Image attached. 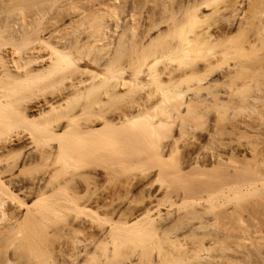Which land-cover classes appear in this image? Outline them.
<instances>
[{"label":"bare ground","instance_id":"obj_1","mask_svg":"<svg viewBox=\"0 0 264 264\" xmlns=\"http://www.w3.org/2000/svg\"><path fill=\"white\" fill-rule=\"evenodd\" d=\"M83 1L63 0L60 3L57 0H48L47 2L36 0L39 12L36 13V10L34 12L36 15H32V17L34 16V18L31 17V21L34 19L32 23L29 21L30 24H27L26 20L25 22L22 19L23 22L21 19L13 18V21L9 20L3 27H0V34L3 33V36L9 38L8 42L10 43L14 41L13 37L17 35H33L29 42L31 50L26 51L25 46L22 49L0 52V140L3 139V143L1 141L2 144H0V163L3 161L5 163L4 166L0 164V264H62L65 262L68 264L69 261L73 264H85L86 256L81 258L80 255L86 253L92 247V243L74 242L73 244L74 246L77 244L78 250L75 252L74 248L72 257L75 256L74 253H76V256L73 260L67 257L70 260L65 261L62 259L63 257L60 258L57 255L58 253L56 255L59 258L55 256L56 260L46 256L44 240L49 236H46V239L44 237L43 241L39 240L41 238L36 237L39 233L35 236L36 238L34 237L32 229L34 230L37 225H34L35 220L33 218L36 219L35 222L38 221L40 216L42 218L43 213L38 211V207L41 209L42 205L38 202L40 200L45 201L49 197L45 198L44 195L46 194L44 193L47 192L48 188H54L56 183L53 184L51 177H49L52 182L50 187V182L47 184L49 179L46 183L43 180L41 185L39 183L42 182L38 181V188L36 187L38 192L36 191L37 195L34 196L36 199L30 204H25V200L31 194L33 195L32 190L29 187V190L27 187H21V183L18 185L14 180L15 176L11 178L8 175V179V176L6 177V173L12 171L11 167L18 163L17 159L22 153H24L22 158L26 160L31 158L39 161L55 159L58 162L60 160L68 164L67 162L70 161H81L84 158H94L96 155H102L99 145L111 142L113 139V142L115 140L117 142L115 144L120 147L115 154L107 152L109 157H118L128 161H141L144 157L167 160L171 153L175 152V144L159 141L158 129L162 134H168L173 124L171 119L176 114L187 111V107L191 104L190 97H194L193 95H196L197 92L202 89L205 90L211 83L221 79L229 81L230 87L234 86L227 93L231 95L234 93L233 96H236L237 102H240L242 108L250 106L252 112H256L257 109L264 112V105H261V100L264 98V85H262L264 83L261 82L264 77V0H183V4H180L181 7L179 6L180 8L175 11L172 10L173 12L170 10L168 16L156 21H153L150 16H145L150 34L153 30L157 33L153 38L150 37L153 41H149L147 45L142 44L139 38H137L139 43L136 39L135 42H137L131 44V40L134 39L131 35V29L133 28L129 29L123 26V29H120V32L118 30L119 33H117L116 30L120 27L119 22L112 19L113 13L110 10L98 7L95 13L89 17L82 9L78 8L79 4L85 3V1L82 3ZM112 1L106 0V3L110 4ZM32 3L34 4V0H29L23 5L28 7L32 6ZM56 3L59 4H57V10L59 11L55 8ZM76 4H78L77 8L73 6ZM21 8V6L15 4L8 11L13 13ZM53 8L60 12L58 13L60 18L55 17L57 15L55 11L54 13L50 12ZM60 9L65 12V15H62L63 12L61 13ZM48 11L53 17L50 15V18L47 17V20H44L48 16ZM60 15L63 17L61 18ZM85 20L87 24L84 25L83 30L81 26L77 28L81 29L79 35L78 31H74V28L72 32L77 33V35L69 32L72 30L68 27L69 24H73L71 22L83 24ZM78 23L75 24L79 25ZM122 23L120 22V25ZM111 25H114V28H112L113 26L110 27ZM134 25L133 27H136ZM135 30L134 28L133 33ZM128 32L130 33L127 36L126 33ZM110 45L112 47L108 51ZM82 49H86V52H82ZM151 57L154 59L149 60ZM198 59L202 64L198 62ZM84 61H88L90 65L95 64L97 68L101 69L94 72L96 68L89 70L91 67L88 68L87 64H82L81 67L80 63H84ZM197 63L198 65L195 66ZM192 64L194 67L191 66ZM189 67L191 68L188 69ZM125 75L126 77L128 75V77L126 78ZM187 78L189 80L195 78V83L182 85V80L184 79L186 82L188 81ZM207 80L209 83H205ZM83 90H87L86 98L89 100L88 103L84 102L83 105V109L86 110L98 105L104 97L118 96L119 92L126 90L135 93L142 92L143 95L140 96L127 114H121L112 119L96 115L82 121L81 113L75 110V102H77V96ZM61 96H65L64 99ZM61 100H65V105H63V101L61 103ZM9 114L14 116H9ZM160 114H165V118H162ZM11 117L17 120H13ZM100 120H102L100 124L102 126L97 127V122ZM15 121L18 125L25 126L24 134L21 132L10 133ZM241 128L243 131H247L244 123ZM34 131L40 132L42 136L37 133L40 139L36 138ZM259 131L264 133V129L263 132L262 129ZM35 139L39 144L42 141L41 144L44 147L46 146L44 149L40 148L36 155L31 153L33 151L27 152V147L34 144ZM240 150L243 154L261 153L260 149L253 148L245 143L240 144ZM190 155H193V152ZM192 157L196 162L197 156ZM8 159L13 160V163H8ZM19 164L16 166H19ZM60 164L58 163L61 167ZM53 170L55 171V169ZM62 170L60 169V171ZM251 170L242 171L240 176L247 179L255 175L256 171ZM76 185L78 186V184ZM63 186L61 188L66 190V184H63ZM45 187L47 189L43 191ZM80 187L75 189L81 191ZM56 188L61 191V188L58 189V187H55L54 191ZM74 188H72V192H74ZM51 192H48V194ZM52 193L50 197H55V201H57V195H52ZM19 194L22 198H19ZM71 194H67L68 196L63 194V199L71 196ZM219 194L222 196V193ZM58 198H60L59 195ZM71 198L73 197L71 196ZM156 200L149 211L142 213L134 221L129 220L124 223L122 228H113L115 237L112 241L114 246L130 241L129 239L134 234L133 231L137 230L132 229L131 236V233H128L131 226L133 228V225L139 222L142 225V221H144V224L146 222L150 223L149 225H151L152 220L155 222L154 217L159 215L161 205L159 200ZM73 201L75 199L69 201V207H72ZM76 201H79V199L76 198ZM35 202L40 205L37 207ZM81 202H76V204L79 203L80 205ZM60 204L62 202L58 205ZM65 204L67 203L65 202ZM65 204H62L63 207ZM30 205L31 207L35 206L34 211L37 207L36 212L38 211L40 215L35 213L39 215L38 218L33 213V209L30 211ZM48 205L50 204L48 203ZM50 207L54 208V206ZM60 207L61 210L63 207ZM43 209L41 210L43 211ZM77 209L75 210L77 211ZM45 211L43 212L46 213ZM161 211H164V215L168 216V208L165 207ZM52 212L50 213L54 215ZM51 214L47 215L51 217ZM58 217L62 216L59 214ZM41 218H39V221L46 223ZM31 221L33 223L31 224L32 228L29 227L30 225L28 227L24 226ZM67 221L69 222V219ZM40 222L38 227L41 225ZM46 226L48 227L49 224H46ZM44 227L45 225L41 230L45 234L48 229ZM148 230L149 232L152 231V229ZM39 232L41 231L39 230ZM149 232L137 234L139 238L136 240L141 246L145 247V242H147L144 239L145 237H142L143 235L147 237L149 235L150 237L156 236V234L151 235V232ZM43 233L40 234L44 235ZM41 235L39 237H42ZM46 235L50 234L47 233ZM76 239L74 238L75 241ZM94 250L90 248L88 252H93V255ZM88 254L91 255V253ZM64 256L66 257V255ZM218 256L221 257V255ZM95 259L91 261L96 263L97 260ZM205 261L207 263L206 259L203 260V262ZM225 262L223 261L222 264H225ZM187 263L185 261V264ZM218 263L221 264L220 260Z\"/></svg>","mask_w":264,"mask_h":264},{"label":"rangeland","instance_id":"obj_2","mask_svg":"<svg viewBox=\"0 0 264 264\" xmlns=\"http://www.w3.org/2000/svg\"><path fill=\"white\" fill-rule=\"evenodd\" d=\"M28 1L26 0V2ZM45 1L47 2L48 0ZM62 1L57 0L60 3ZM84 1L82 2L84 4H79V7L77 6L78 4L73 6L82 9L89 17L95 13L98 7L112 11V19L117 20L120 26L118 29L116 28V32L119 33L121 31L120 29H123V26L129 29L133 28L131 29V35H133L134 39L132 38L131 44L139 38L142 44L145 43L144 45H147L149 41H153L151 38L157 34L153 32L154 30L150 34L147 28L148 21L145 16H150L153 21H156L164 16H168L172 10L175 11L183 4V0H113L110 4H107L106 0ZM165 1L167 2L165 3ZM26 2L25 0H0V27H3L9 20L13 21V18L26 20L27 22H25L28 24L34 18V16L32 17L35 14L34 12L36 10V13L39 12V8L36 6L38 5L36 0H34V4L32 3V6L37 9L32 6H24L23 3L26 4ZM15 4H18L22 8L19 11L16 10L10 13L8 10ZM27 4L29 5V3ZM57 4L56 7L54 6L56 10L59 5ZM55 8L50 10V12L54 13L55 11L57 14H54L55 17H59L58 13L60 12H57L59 10L56 11ZM60 11L61 13L63 12L61 9ZM50 12L48 11V16L44 20H47V17H53ZM83 22V24L71 22L73 24H69L68 27L72 30L69 32H72L74 28V31H78L77 33L79 35L81 29L83 30L84 25L86 26L87 24L86 20ZM120 22H124L122 23L123 25H120ZM133 25L136 27H133ZM80 26L82 28L77 29ZM110 27L114 28V25ZM134 28L136 29L134 31L135 35L133 33ZM77 33L75 34L77 35ZM129 33H126V35L128 36ZM2 34H0V52L22 49L25 46L26 51L31 50L29 42L33 35H17L13 37L14 41L10 43L8 42L9 38ZM111 47L112 45H110L108 51L111 50ZM81 51L86 52V49H82ZM152 59L154 58L151 57L149 60ZM198 62H201L200 59H198ZM82 64H87L89 66L88 68L93 67L89 70L96 68L94 72L97 69H101L97 68L95 64L90 65L88 61L81 62V67ZM191 66L194 67L193 64ZM187 80L185 82L183 79L182 85L195 83V78L192 80L187 78ZM261 82L264 83V77L261 79ZM205 83H209V81L207 80ZM230 86L229 81L221 79L215 83H211L205 90H200L196 95H193L194 97L188 96L191 98V104L187 107V111L185 110L186 112L176 114L171 119L173 120V124L170 127V132L168 134H162L160 129H158L159 141L162 143L173 142L175 144V152H172L167 160L144 157L141 161H128L127 159H120L118 157H109L107 152L115 154L120 147L115 144L117 143L115 140L113 142V139L111 142H105L99 145L103 153L102 155H96L94 158H84L81 161H70L67 162L68 164L60 160L58 162L55 159L39 161L31 158L32 160H26L22 158V154H24L22 153L20 155L22 159L19 156V159H17L18 163L16 162L17 164L20 163L19 166H16L17 164L12 166V171L7 172L6 177L10 175L11 178H14L15 176L16 178L14 180L18 185L21 183V187H27L28 190L29 188L32 190L33 195L31 194L32 196L30 195L25 200V204H30L36 199L34 196L38 192L36 189V187L38 188V181L42 182L39 183L41 185L43 184V180L46 183L49 179L47 184L50 182V187L52 184L50 180L52 178L53 184L56 183L54 188L58 187V189L61 186L63 188L65 186L63 184H66V190L61 188V191H58L56 188L54 191V188L51 187L53 189L52 191L51 188H48L50 191L47 190L44 196L45 198L49 197L45 201H37L42 205L41 209L45 208L43 211L48 208L45 211L46 213L38 207L40 204H37V202H35V205L37 204L39 210L36 207L34 211L35 206L31 207L30 205L31 208L29 207L30 211L33 209V213L36 210L39 213L42 212L43 219L41 216L39 217L40 214L38 211L36 213L39 215L35 213L36 218L39 217L43 221H46V223L40 222L38 218V221L35 222V218H33L35 221L31 219L34 221V225H37L36 228L33 225L36 229H32L34 237L38 233L36 237L41 238L39 239L40 241L46 239V236L50 237L47 238L48 241L47 239L44 240L46 244V256L54 260L58 256L60 258L63 257L62 259L65 261L70 260V258L73 260L76 256V253H74L75 256L72 257L74 248L75 252L78 250L77 244L74 246L73 243L80 241L83 244L92 243V247L90 245L88 246L93 250L95 249L93 255V252H88L90 251L89 247L86 253L84 252L80 255L81 258L86 256L87 260L85 264H94L95 261L92 262L91 260L95 258L97 264H181L182 262L185 264V261L186 263L189 262L187 264H217L219 260L221 264L223 261H226L225 264H264V133H260L259 131L262 129L263 132L264 129V112L258 109L256 112H252L250 106L242 108L240 102H237L236 96H233L234 93L232 95L227 93V91L234 87L233 85V87ZM86 94L87 90L80 92L77 96V102H75V110L81 113L80 117L82 121L87 120L89 117L93 118L96 115H102L106 119H112L121 114H127L140 96L143 95L142 92L135 93L126 90L119 92L118 96L104 97L98 105L86 110L83 109L84 102H89ZM64 97L61 96L62 99ZM63 105H65V100L63 101ZM261 105H264V98L261 100ZM11 115L13 114H9V116ZM164 115L160 114L162 118H165L166 115ZM11 118L17 120L14 117ZM101 122L102 120L97 122V127L102 126L100 125ZM243 123L246 125V132L241 128ZM24 127L23 125H18L15 121V125L12 126L10 133L21 132L24 134ZM37 133L40 134L39 131H34L38 139L40 136ZM2 140H0V144L3 143ZM35 141L34 144L27 147V152L33 151L31 153L36 155L40 148L44 149L46 146L44 147L41 144L42 141L40 144L36 139ZM241 143L260 149L261 153L251 155L243 154L240 150ZM192 152L193 155H190ZM195 155L197 156L196 162L192 159V156ZM3 162L0 164H5ZM7 162L12 164L13 160L8 159ZM58 163L61 167L63 165V167L61 168ZM56 168L59 171L60 169L64 171L59 172ZM251 169L256 171L255 175L247 179H243L240 176L242 171H252ZM49 174L52 176H49ZM60 174L63 176L62 178ZM42 177L45 178L43 179ZM41 178L42 180H40ZM75 182L78 186L76 184L74 185ZM74 187H80L82 190H77L81 193L79 194L78 192L77 195V190ZM72 188H74V192L71 191ZM46 189L45 187L43 191ZM70 191L74 195L69 193ZM48 192H51L52 195H57V201H55V197H50L51 193L48 194ZM219 193H222V196ZM63 194H71L75 201L76 198L79 199L76 202H82L79 205V203L76 204L73 201L74 203L71 204L72 207H69V203L74 199L71 196H65L66 198L64 197L65 199H63ZM58 195L60 198H58ZM18 196L22 198L21 194ZM48 199L50 202H48ZM156 199L159 200L161 205L159 207V215L154 217L155 222L152 220L151 225H149L150 223L148 224L146 222L144 224V221H142V225L139 222L140 225L137 223L138 225H133V228L131 226L128 229L130 232L126 229L129 234L131 233V236L132 229H137L138 231H133L135 235L133 234L132 238L129 239L130 241H125L123 244L114 246L113 237L115 236L113 228H122L124 223L129 220L134 221L139 215L147 210L149 211L153 202L156 203ZM64 200L67 204H65ZM45 202L46 204L44 205ZM60 202L65 204L64 207L62 204L58 205ZM51 203L54 205H51ZM81 205L82 207H80ZM50 206H54V208ZM165 207L166 209L168 208V216L164 215V211H161ZM50 212L54 213V215ZM47 214H51L52 216L50 217ZM59 214L62 217H58ZM154 215L156 214L154 213ZM67 219H69V222ZM32 221L24 226L28 227L30 225L29 227L32 228ZM39 222L41 225L43 224L42 227L45 225L44 228L48 229L46 231L50 235H46L47 233L45 231V234L43 233L41 225L38 227ZM46 224H49V226L47 227ZM44 228L43 230H45ZM148 229H152L150 231L151 235L154 233L156 236H152L154 237L152 238L150 235L148 237L143 235L142 237H145L144 239L147 241L144 247L136 240L139 238L137 234L142 232L147 233L149 232ZM153 229L155 232H153ZM40 235L42 237H39ZM74 238H77L76 241ZM133 238L135 239L133 240ZM65 244H68L69 247ZM170 245H174L175 248ZM88 253H91V255ZM53 254L55 255L53 256ZM218 255H221V257ZM205 259L207 263L206 261L203 262ZM62 264H67V262ZM68 264L73 263L69 261Z\"/></svg>","mask_w":264,"mask_h":264}]
</instances>
